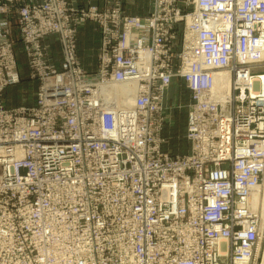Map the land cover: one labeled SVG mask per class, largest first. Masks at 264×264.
Returning <instances> with one entry per match:
<instances>
[{
    "label": "built area",
    "instance_id": "2783aa9c",
    "mask_svg": "<svg viewBox=\"0 0 264 264\" xmlns=\"http://www.w3.org/2000/svg\"><path fill=\"white\" fill-rule=\"evenodd\" d=\"M138 7L0 0V264H257L264 219L248 199L264 173V93L250 79L264 0ZM87 24L94 66L78 55ZM216 71L230 75L224 99ZM25 80L32 101L10 105ZM124 87L123 105L102 94ZM182 110L184 152L167 135Z\"/></svg>",
    "mask_w": 264,
    "mask_h": 264
},
{
    "label": "bare ground",
    "instance_id": "6f19581e",
    "mask_svg": "<svg viewBox=\"0 0 264 264\" xmlns=\"http://www.w3.org/2000/svg\"><path fill=\"white\" fill-rule=\"evenodd\" d=\"M263 43H261L260 45H262ZM236 47L235 50L237 51V57L238 60L243 59L245 62L247 63H251V56L246 55L244 53V55L241 54V49H240V44L238 42L235 43ZM245 51L247 50V45L244 46ZM260 54L262 56H264V50L262 51V53L260 52ZM244 56V57H243ZM261 61V60H260ZM264 64H262L261 66H263ZM248 69H250V67H248ZM253 68L251 67V70ZM246 72H250V71H246ZM250 74H252L250 72ZM256 74V73H255ZM211 77V81H212V88H213V92L215 94V96L219 99H224L226 93H228L229 88H230V75L228 73V71H216L214 73L210 74ZM251 80V91L252 93L254 92H263L264 93V74H259V76L256 77V75L254 76L253 79ZM259 84V87H255L256 84ZM249 85V86H250ZM132 90L130 88H117L114 90H103L102 94L105 95H110L112 100L116 103H118L119 105H123L124 104V100L127 102V99L132 96ZM173 91H170L169 95H172ZM264 178V173L262 175V180ZM262 180L260 183V187L256 190L253 191L248 199V204L249 207L251 209L254 210H258L262 219H264V194L261 195L260 193V188H261V184H262ZM264 192V191H263ZM40 212V211H39ZM63 213H66V211H63ZM38 213H36L37 215ZM37 217V216H36ZM264 224V221H263ZM264 253V252H263ZM263 258H262V264H264V254Z\"/></svg>",
    "mask_w": 264,
    "mask_h": 264
},
{
    "label": "rangeland",
    "instance_id": "374dc122",
    "mask_svg": "<svg viewBox=\"0 0 264 264\" xmlns=\"http://www.w3.org/2000/svg\"><path fill=\"white\" fill-rule=\"evenodd\" d=\"M136 1H138V0H136ZM18 44L19 43L16 44V48H17ZM17 56H18V53H17ZM17 59L23 67L22 71L26 72L27 69L25 68V60L22 61L19 56L17 57ZM246 71H250V69H247ZM251 71L253 72V75H259L262 73L264 74V65L263 66H256ZM255 87H259V84L257 83L255 85ZM183 91H185V88L184 89L182 88L181 92H183ZM182 94H184V93H182ZM6 99H9L10 105H14V106L21 104L23 101L25 103L31 102L33 99V90L30 89L29 84L25 80L22 84H20L16 88L12 89L11 91H9L6 95ZM179 114H180V116H179V118H177L176 126L174 128H171V130L167 133V135L169 134L171 137L170 144H169L170 148H172L174 150H178L180 152H184L186 149L185 144L181 141H178L177 137L181 136L184 132V129H185V110H182ZM263 191H264V178L262 180V184H261V188H260L261 195L264 194ZM263 252H264V233H263V238L261 240L260 247L258 250V262H257V264H262V262H263L262 261V258H263L262 254H264Z\"/></svg>",
    "mask_w": 264,
    "mask_h": 264
},
{
    "label": "crops",
    "instance_id": "0c3cea01",
    "mask_svg": "<svg viewBox=\"0 0 264 264\" xmlns=\"http://www.w3.org/2000/svg\"><path fill=\"white\" fill-rule=\"evenodd\" d=\"M29 1V0H25ZM139 14H144L147 10V0H138ZM78 55L83 64L86 66L95 65L96 54L98 48V34L97 29L92 24H87L80 29L77 35ZM53 49L58 50V44L55 39L50 40ZM17 53L21 60H25L23 54L20 52V44L17 46Z\"/></svg>",
    "mask_w": 264,
    "mask_h": 264
}]
</instances>
